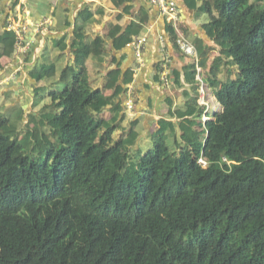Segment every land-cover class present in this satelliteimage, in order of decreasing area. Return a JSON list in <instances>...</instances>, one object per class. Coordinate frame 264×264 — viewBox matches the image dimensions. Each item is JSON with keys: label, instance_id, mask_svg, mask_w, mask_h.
Returning a JSON list of instances; mask_svg holds the SVG:
<instances>
[{"label": "trees", "instance_id": "1", "mask_svg": "<svg viewBox=\"0 0 264 264\" xmlns=\"http://www.w3.org/2000/svg\"><path fill=\"white\" fill-rule=\"evenodd\" d=\"M128 1L112 0L123 14ZM185 3L208 15L221 47L207 68L195 44L221 106L203 125L189 62L183 78L195 95L184 90L175 108L170 101L152 147H136L139 119L128 120L122 98L133 71L110 94L92 85L87 62L101 64L106 37L88 32L87 6L72 21L71 44L65 33L55 58L44 51L29 71L42 82L32 108L41 106L0 104V264H264V0ZM143 22L115 27L114 47ZM166 32L174 40L167 22ZM16 39L0 32V59L13 56ZM173 77L182 87L180 72ZM122 124L126 135L114 140Z\"/></svg>", "mask_w": 264, "mask_h": 264}, {"label": "crops", "instance_id": "2", "mask_svg": "<svg viewBox=\"0 0 264 264\" xmlns=\"http://www.w3.org/2000/svg\"><path fill=\"white\" fill-rule=\"evenodd\" d=\"M172 1L178 7L181 31L194 44L199 43L202 46L209 57V68L221 51L219 37L207 33L209 17L198 16L185 0ZM128 4L131 6L130 11L123 14L122 8L115 6L112 0H0V32L6 29L8 21L16 20L26 26L22 43L27 45L26 49L18 54L14 52L12 57L4 56L0 59V85L5 87L1 93H12L11 98L22 103L23 108L27 103L32 104L33 88L42 82L36 83L32 80L29 71L42 61L44 51L47 52L49 60L55 58L58 52L54 48V41L65 33L70 34L67 43L68 46L71 44L72 21L77 13L87 6L95 19L88 32L91 36L98 34L106 37L103 46L105 54L101 64H95L92 60L87 62L91 83L96 87H104L105 93L110 94L122 83L125 71H133V80L125 86L126 93L122 98L124 105L129 98L133 100L132 115L124 110L128 120L139 119L140 133L136 147L141 148L140 140L151 136L157 120L166 117L170 101L172 108L184 103L183 91H190V85L184 81L183 67L191 60L178 51L174 40L166 32V20L155 5L150 4L148 0H129ZM138 17H144L143 29L140 34L134 35L132 40L145 38L140 61L130 45L115 48L113 44L115 27L119 26L121 31ZM65 54L67 62L72 63L71 51L65 50ZM44 59H47L46 56ZM174 71L180 72L182 87L174 85ZM165 72L169 83L164 82ZM225 72L226 70L218 73V76L221 77ZM207 84L210 106H219L221 109L212 88ZM123 124V128L119 127L117 131L125 137L127 129Z\"/></svg>", "mask_w": 264, "mask_h": 264}, {"label": "built area", "instance_id": "3", "mask_svg": "<svg viewBox=\"0 0 264 264\" xmlns=\"http://www.w3.org/2000/svg\"><path fill=\"white\" fill-rule=\"evenodd\" d=\"M150 4L155 5L158 10L160 11L161 15L165 18L166 22L171 24L174 30V44L177 47L178 51L184 55L185 57L189 58L191 62H194L196 67V85H197V102L198 104L205 106L206 108L203 110L202 121L205 123L209 119L207 114H209L210 103L208 97V84L203 78V71L202 67L199 65V56L197 52L196 45L188 39L183 32L181 31L180 27V19H179V11L176 3L172 0H148ZM7 28L9 30H13L16 33L17 39L15 43V53H19L22 50H25L27 45H23V34L26 31V26L18 21L10 20L8 21ZM145 41L144 37H139L132 40L128 45L133 48L136 58L140 61L141 60V49L143 43ZM164 82L169 83V78L164 73ZM125 109L129 111L132 115L133 113V100L129 98L125 101ZM212 107V106H211ZM214 110L216 108L212 107ZM212 110V109H211ZM198 162L203 166L206 164V160L203 157L198 159Z\"/></svg>", "mask_w": 264, "mask_h": 264}, {"label": "rangeland", "instance_id": "4", "mask_svg": "<svg viewBox=\"0 0 264 264\" xmlns=\"http://www.w3.org/2000/svg\"><path fill=\"white\" fill-rule=\"evenodd\" d=\"M208 16V15H207ZM5 87L1 86L0 85V104H3V105H6L7 107L11 105V97H12V93H9L8 95H3L1 93V90L4 89ZM190 91L191 93H193L195 95V93L192 91V89L190 88ZM198 92H196V95H197ZM26 96V94L24 95ZM11 98V99H10ZM208 105H210L209 102H207ZM41 105H39L38 107L36 108H32V104L31 103H27L25 106H24V109L26 110L25 113H28L30 111H32V109H38ZM214 106V105H213ZM204 109L206 108L205 106L203 107ZM216 108V107H215ZM203 109V110H204ZM212 109V110H211ZM220 108L219 106L214 110L211 106H210V110H209V114H207V116L209 117L214 111H219ZM203 114V112H202ZM201 114V115H202ZM105 115L108 117L110 116L108 114V112H105ZM200 122L202 123V125L204 124V122L202 121V116L199 118ZM113 139L114 140H119L121 137H122V133L120 131H117V129L113 132ZM139 145L142 149V151H146L148 149H150L152 147V137L151 136H147V137H144L140 140L139 142Z\"/></svg>", "mask_w": 264, "mask_h": 264}]
</instances>
